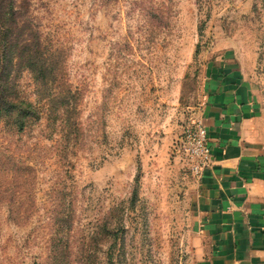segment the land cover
<instances>
[{"label":"rangeland","instance_id":"1","mask_svg":"<svg viewBox=\"0 0 264 264\" xmlns=\"http://www.w3.org/2000/svg\"><path fill=\"white\" fill-rule=\"evenodd\" d=\"M16 5L77 93L78 131L48 118L29 70L17 75L41 120L21 133L0 121V264H49L66 232L70 264H200L180 145L202 118L209 70L225 65L256 106L247 132L264 157V0ZM19 209L29 216L13 221Z\"/></svg>","mask_w":264,"mask_h":264},{"label":"crops","instance_id":"2","mask_svg":"<svg viewBox=\"0 0 264 264\" xmlns=\"http://www.w3.org/2000/svg\"><path fill=\"white\" fill-rule=\"evenodd\" d=\"M206 76L202 122L213 163L195 185L200 264H264V157L248 137L255 115L236 69Z\"/></svg>","mask_w":264,"mask_h":264},{"label":"trees","instance_id":"3","mask_svg":"<svg viewBox=\"0 0 264 264\" xmlns=\"http://www.w3.org/2000/svg\"><path fill=\"white\" fill-rule=\"evenodd\" d=\"M24 70L33 74L40 99L47 106L48 118L61 123L69 134L77 132L78 97L71 84L60 76L61 62L44 46L40 34L23 22L16 0H0V121L18 133L41 120L39 108L23 98L18 90L16 78ZM10 212L13 221L29 216L26 215L29 210H24V215L21 209ZM103 229L107 234L106 225ZM67 235L68 232L60 238H52L49 264H70Z\"/></svg>","mask_w":264,"mask_h":264},{"label":"built area","instance_id":"4","mask_svg":"<svg viewBox=\"0 0 264 264\" xmlns=\"http://www.w3.org/2000/svg\"><path fill=\"white\" fill-rule=\"evenodd\" d=\"M180 155L183 167L199 182L213 163L208 132L202 120H198L182 140Z\"/></svg>","mask_w":264,"mask_h":264}]
</instances>
